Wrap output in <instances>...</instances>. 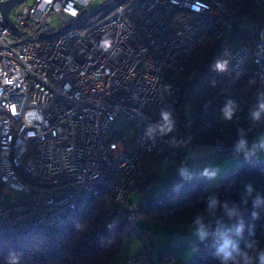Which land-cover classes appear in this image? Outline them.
I'll use <instances>...</instances> for the list:
<instances>
[{
	"label": "built area",
	"instance_id": "1",
	"mask_svg": "<svg viewBox=\"0 0 264 264\" xmlns=\"http://www.w3.org/2000/svg\"><path fill=\"white\" fill-rule=\"evenodd\" d=\"M92 1L14 6L15 30L0 20V239L57 231L97 195L137 231L129 196L152 163L189 164L181 135L194 119L220 159L260 164L247 141L264 132V95L249 101L235 86L247 75L264 86V35L246 13L264 10V0H101L100 17L75 28ZM235 27L250 40H235ZM207 43L220 84L184 118L193 96L185 87L207 53L192 58Z\"/></svg>",
	"mask_w": 264,
	"mask_h": 264
},
{
	"label": "trees",
	"instance_id": "2",
	"mask_svg": "<svg viewBox=\"0 0 264 264\" xmlns=\"http://www.w3.org/2000/svg\"><path fill=\"white\" fill-rule=\"evenodd\" d=\"M246 11L253 23L260 24L259 31L264 35V10L248 8ZM230 35L235 40H250L249 32L239 27L231 30ZM202 51H206L207 56L199 75L188 82L185 90H188L198 77L207 74L213 65L214 51L209 49V43L200 48L192 60ZM217 74L218 72L202 82L193 92L189 102L191 115L195 116L201 103L217 91L221 79V75L217 76ZM245 81L255 84L252 76L247 75L237 82L236 89ZM182 114L185 118L186 113L183 111ZM192 123L188 131L181 135L185 145L210 143V135L197 132L198 121L194 119ZM195 134L200 140L191 139ZM153 179L154 176L146 178L137 189H143ZM245 181L248 183L251 181L249 184H257L258 191L255 195L249 197L241 193V184ZM169 182L173 181L166 183ZM165 193L170 194L166 203L143 208L146 202ZM109 203L107 197L97 195L83 212L57 231L34 233L21 240L11 237L1 238L0 264H109L120 253L124 242L132 234V229L118 206L111 204L108 207ZM136 207V219L140 215L146 220L158 221L169 226H176L185 221L193 226L208 227V236L195 245L196 255L189 264H225L223 253L220 252L221 248H226L233 254L234 259L229 260L227 264H244L245 255L255 264H259V254L264 252L262 251L264 163L262 162L241 165L215 185H211L206 177L178 179L163 193L156 194ZM214 208L216 211L212 210ZM169 210L172 212L169 213ZM164 213L167 215L164 216ZM198 219L199 223H196ZM221 219L227 220V228L219 224ZM147 254L144 248L143 253L135 258V262ZM159 261L160 264H168L169 258L165 254L160 255Z\"/></svg>",
	"mask_w": 264,
	"mask_h": 264
},
{
	"label": "crops",
	"instance_id": "3",
	"mask_svg": "<svg viewBox=\"0 0 264 264\" xmlns=\"http://www.w3.org/2000/svg\"><path fill=\"white\" fill-rule=\"evenodd\" d=\"M252 79L255 80V84L245 81L237 88L238 93L249 101L264 95V86H261L253 77ZM186 116H191L190 111L186 113ZM247 144L250 154L264 163V132L250 134ZM180 152L191 156V160L185 168H181L176 163L164 164L165 169L158 176L156 169L153 173L156 163L149 165L147 179L151 176H154V178L159 177L164 184H162V188L155 195L163 193L170 186L165 184L167 181H174L171 175L175 174V172L178 173L179 168L181 176L199 179L204 177L202 169L207 167L210 169V174L206 178L209 181H216L230 175L242 165L236 158L220 159L210 143L187 144L181 147ZM164 180L167 181L164 182ZM142 222L144 224L141 223L139 225L138 232L131 234L130 239L124 242L120 253L109 264H124L127 258H137L143 253V249L147 244L151 246L150 252L135 262V264H160V255L164 254L169 259H174L177 264H183L187 260L190 262L196 255L195 245L209 234L207 226H193L185 221L180 222L176 226H169L153 220H142Z\"/></svg>",
	"mask_w": 264,
	"mask_h": 264
},
{
	"label": "rangeland",
	"instance_id": "4",
	"mask_svg": "<svg viewBox=\"0 0 264 264\" xmlns=\"http://www.w3.org/2000/svg\"><path fill=\"white\" fill-rule=\"evenodd\" d=\"M33 2H34V0H22L18 5L15 6L14 11H22L26 6H28V7L31 6L33 4ZM100 3H101V0H93L90 3V5H89L88 10L83 14V16H81V18L78 20V22L75 24L74 27L75 28H80V26L84 25L85 23H91V22L96 21L97 18L100 17V13H95V11L97 10V8L100 5ZM88 11H90L91 14L88 15V18H85V15H87ZM57 25H58V21L57 20L53 21L51 23V27L52 28H56ZM214 74H216V65H215V63L212 65L210 71L207 74H205L202 77H198L192 83V85L190 86L189 90L194 92L202 82H204L207 79H209L210 77L214 76ZM198 75H199V73H198ZM217 76H219V73L217 74ZM155 169L158 171V176H160L162 174V172L164 171V169H165V165L161 164V163H156L155 166H154L153 173L155 172ZM179 172H180V168L178 170V173L175 172V174L171 175L172 178L174 179V181L166 183L165 185H172V183L176 182L178 180V178L184 177V176H181V173H179ZM153 173H151V174H153ZM160 180H161V178H159V177L157 178L156 177V178L153 179V181L151 183L147 184L143 189L134 190L131 193V196H129L130 198H128V202L127 203L129 205H132V206L136 207L140 203H144V201H146L147 199H150L151 197H153V195H155V193L162 188V184L163 183ZM218 181L219 180H216V181L210 180L209 182H210L211 185H215ZM257 191H258V187H257L256 183L249 184L246 181L242 182V184H241V193L243 195L251 197V196L255 195L257 193ZM11 197H12L11 194L6 193L4 195V202L8 203L10 201ZM142 220L145 221L146 219L143 216L138 215L137 219L135 221V225L138 228H139V225L141 223H143ZM219 224L225 226L226 228L228 226V223H227L226 219H221L219 221ZM135 233H136V231H134L132 229V234H135ZM129 239L130 238H128L127 240H129ZM262 250H264V244H262ZM187 262H188V260L186 262H184V263H187ZM252 264H255V263L252 262Z\"/></svg>",
	"mask_w": 264,
	"mask_h": 264
},
{
	"label": "water",
	"instance_id": "5",
	"mask_svg": "<svg viewBox=\"0 0 264 264\" xmlns=\"http://www.w3.org/2000/svg\"><path fill=\"white\" fill-rule=\"evenodd\" d=\"M22 0H3L0 1V20L3 21L5 24H7L8 26H10L12 29H16V27L14 26V24L12 23V21L9 18V11L16 6L18 3H20ZM57 34L56 33H52V34H39V36L41 38H49V37H53Z\"/></svg>",
	"mask_w": 264,
	"mask_h": 264
},
{
	"label": "clouds",
	"instance_id": "6",
	"mask_svg": "<svg viewBox=\"0 0 264 264\" xmlns=\"http://www.w3.org/2000/svg\"><path fill=\"white\" fill-rule=\"evenodd\" d=\"M220 252L223 253V261L225 262V264H227L229 260L234 259L232 252L227 251L226 248H221ZM258 260L259 264H264V252L259 254ZM244 264H252L251 258L247 255H245L244 258Z\"/></svg>",
	"mask_w": 264,
	"mask_h": 264
}]
</instances>
